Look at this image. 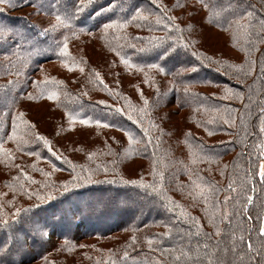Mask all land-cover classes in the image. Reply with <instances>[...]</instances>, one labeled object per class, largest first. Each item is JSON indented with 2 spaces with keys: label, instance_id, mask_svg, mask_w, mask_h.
Segmentation results:
<instances>
[{
  "label": "trees",
  "instance_id": "trees-1",
  "mask_svg": "<svg viewBox=\"0 0 264 264\" xmlns=\"http://www.w3.org/2000/svg\"><path fill=\"white\" fill-rule=\"evenodd\" d=\"M263 142L264 0H0V264H264Z\"/></svg>",
  "mask_w": 264,
  "mask_h": 264
},
{
  "label": "rangeland",
  "instance_id": "rangeland-1",
  "mask_svg": "<svg viewBox=\"0 0 264 264\" xmlns=\"http://www.w3.org/2000/svg\"><path fill=\"white\" fill-rule=\"evenodd\" d=\"M205 40L208 41H212L213 44L215 43L216 45L213 46L216 49H220L221 44L224 43L225 38H223V36L219 33H212L211 36H208V38H205ZM212 44V45H213ZM211 46V45H210ZM63 69V67L60 64L57 63H47L46 65L43 66L41 72H40V76L41 78L45 77L46 74H52L53 72L59 70V69ZM44 72H49V73H44ZM63 70L59 71L58 74L62 75ZM44 73V74H43ZM42 74V75H41ZM46 107L45 106H36L35 109L41 113ZM264 144V142H263ZM261 168H264V145H263V160L261 162ZM262 227H264V217L262 218Z\"/></svg>",
  "mask_w": 264,
  "mask_h": 264
},
{
  "label": "snow or ice",
  "instance_id": "snow-or-ice-1",
  "mask_svg": "<svg viewBox=\"0 0 264 264\" xmlns=\"http://www.w3.org/2000/svg\"><path fill=\"white\" fill-rule=\"evenodd\" d=\"M106 27H109V26H106ZM161 71H163V69H161ZM260 231L262 234H264V227H261Z\"/></svg>",
  "mask_w": 264,
  "mask_h": 264
}]
</instances>
